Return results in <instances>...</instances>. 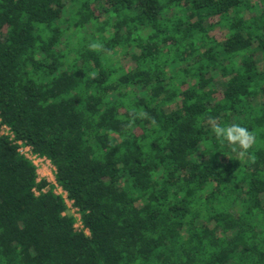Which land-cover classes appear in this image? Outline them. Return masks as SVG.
<instances>
[{"label": "trees", "instance_id": "obj_1", "mask_svg": "<svg viewBox=\"0 0 264 264\" xmlns=\"http://www.w3.org/2000/svg\"><path fill=\"white\" fill-rule=\"evenodd\" d=\"M69 1L0 0V264H264V0Z\"/></svg>", "mask_w": 264, "mask_h": 264}, {"label": "clouds", "instance_id": "obj_2", "mask_svg": "<svg viewBox=\"0 0 264 264\" xmlns=\"http://www.w3.org/2000/svg\"><path fill=\"white\" fill-rule=\"evenodd\" d=\"M213 130L217 137L223 136L230 144H238L239 148L243 150L240 155H243L255 143V134L237 124L230 125L227 128L216 125Z\"/></svg>", "mask_w": 264, "mask_h": 264}, {"label": "built area", "instance_id": "obj_3", "mask_svg": "<svg viewBox=\"0 0 264 264\" xmlns=\"http://www.w3.org/2000/svg\"><path fill=\"white\" fill-rule=\"evenodd\" d=\"M3 133L10 136L11 138H13L12 132L7 127H4ZM18 144H19V152L21 154H23L25 157H27L28 159H30L34 163V165L37 167V169H38V163L37 162L43 163L44 165H48L51 167V171L53 172L54 177H55V171L56 170L51 165L50 161L46 157H40L39 155L34 154L31 147L23 144V142H21V141H19ZM52 185H54V187H55V192L59 195H62L65 198L67 205H68V202L71 203L69 207L73 208V211H74L73 216H75V218L77 219L76 227L84 229L83 224L81 222V217H80L79 211L76 207L73 206V202L69 201L67 199V193L65 191H63L62 188L57 185L56 181ZM85 232L88 233V230H85Z\"/></svg>", "mask_w": 264, "mask_h": 264}, {"label": "rangeland", "instance_id": "obj_4", "mask_svg": "<svg viewBox=\"0 0 264 264\" xmlns=\"http://www.w3.org/2000/svg\"><path fill=\"white\" fill-rule=\"evenodd\" d=\"M65 1L68 6L70 4V1L69 0H65ZM261 58H262L261 54L259 53L256 54V60L258 62L262 60ZM233 151H235L234 154H238L240 152L239 146H236ZM37 163H38L37 173H38L39 179H46L50 184H54L55 177H54L53 172L51 171V167L48 165H44L43 163H40V162H37ZM70 204L71 203L68 202V213L73 215L74 211L72 207H69Z\"/></svg>", "mask_w": 264, "mask_h": 264}]
</instances>
